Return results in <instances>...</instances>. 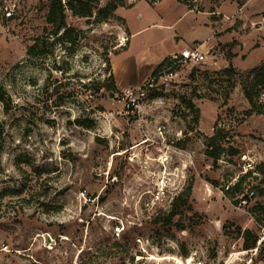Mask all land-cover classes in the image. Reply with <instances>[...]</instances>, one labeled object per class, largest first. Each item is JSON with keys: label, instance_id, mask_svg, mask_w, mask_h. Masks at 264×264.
Instances as JSON below:
<instances>
[{"label": "rangeland", "instance_id": "obj_1", "mask_svg": "<svg viewBox=\"0 0 264 264\" xmlns=\"http://www.w3.org/2000/svg\"><path fill=\"white\" fill-rule=\"evenodd\" d=\"M123 1L105 21L66 9L62 38L50 0H0V264H264V239L243 248L264 237V114L240 82L264 0ZM198 43L205 62L153 73Z\"/></svg>", "mask_w": 264, "mask_h": 264}, {"label": "trees", "instance_id": "obj_2", "mask_svg": "<svg viewBox=\"0 0 264 264\" xmlns=\"http://www.w3.org/2000/svg\"><path fill=\"white\" fill-rule=\"evenodd\" d=\"M65 1V3H62V0H50V8L47 12V21L54 26L55 34H58L60 31H62V38H67L70 31V29L66 27V9H69L74 15H77L79 17H90L94 13H96L95 15L97 19L105 21L113 17L116 10L119 7L124 6L125 4L123 0H107L103 5L98 4V2L93 3V1L89 0ZM32 50L33 47L29 49V53H31ZM169 59V57L163 59L153 73H156L157 71H159V69L168 64ZM106 60L108 62V59ZM229 70L233 72L234 68L230 67ZM109 79L110 89L116 91L117 87L115 85V79L112 72L110 73ZM240 80L244 96L251 107L250 113L256 112L258 114H264V104L261 101V97L264 93V60L260 65L240 75ZM156 95V92H148L147 94L148 97H154ZM189 107L194 110L196 114H198V110L195 109L193 103H189ZM219 135H221V130L217 129L215 134L209 138L207 144V155L214 160H217L220 153H222L223 151L220 145L216 146V142L220 137ZM209 148H215V151H211L212 149ZM190 191L191 187L189 186L187 187L185 192L188 195ZM182 196L183 193L173 199V203L169 209L165 222L163 223L169 229L175 224L174 218L178 214L177 203ZM180 228L183 229V226H181ZM246 233L248 235L250 234L252 238L248 237L249 241H245V243L243 244V248L245 250H249L257 247V238L253 236L251 232ZM260 250L261 247L258 249V251Z\"/></svg>", "mask_w": 264, "mask_h": 264}, {"label": "built area", "instance_id": "obj_3", "mask_svg": "<svg viewBox=\"0 0 264 264\" xmlns=\"http://www.w3.org/2000/svg\"><path fill=\"white\" fill-rule=\"evenodd\" d=\"M172 60H174L173 64L177 63H190V64H197V63H202L207 60V53H204L200 46H194L191 48H185L180 51L178 54H174L171 56ZM243 163H242V172L247 173L248 171H251L254 169V161L250 158L245 159L243 158ZM254 196V190H251L248 192L246 195H242L239 199L238 202V207L237 208H242L243 211L246 210V208L249 206V201L251 198ZM264 233V232H263ZM263 238H260L257 242L258 245L255 248V250L261 247L260 244L262 243Z\"/></svg>", "mask_w": 264, "mask_h": 264}, {"label": "crops", "instance_id": "obj_4", "mask_svg": "<svg viewBox=\"0 0 264 264\" xmlns=\"http://www.w3.org/2000/svg\"><path fill=\"white\" fill-rule=\"evenodd\" d=\"M205 44V43H204ZM204 44H195L194 46H200V48L202 49L203 47H205V45ZM193 46V47H194ZM186 47H183V48H181V49H179V50H174V52L172 53V54H167V55H164V57L162 58H159L158 59V62H156V65L157 64H159L163 59H165V58H167V57H169V56H172V55H174V54H178V53H180V51L182 50V49H185Z\"/></svg>", "mask_w": 264, "mask_h": 264}]
</instances>
